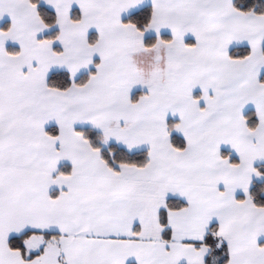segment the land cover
<instances>
[{"label": "snow or ice", "instance_id": "6c2138e0", "mask_svg": "<svg viewBox=\"0 0 264 264\" xmlns=\"http://www.w3.org/2000/svg\"><path fill=\"white\" fill-rule=\"evenodd\" d=\"M0 264H264V0H0Z\"/></svg>", "mask_w": 264, "mask_h": 264}]
</instances>
